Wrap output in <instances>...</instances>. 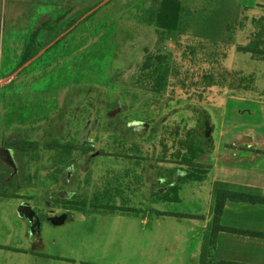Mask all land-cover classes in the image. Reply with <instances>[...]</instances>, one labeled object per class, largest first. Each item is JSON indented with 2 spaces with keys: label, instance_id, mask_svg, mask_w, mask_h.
<instances>
[{
  "label": "crops",
  "instance_id": "0c3cea01",
  "mask_svg": "<svg viewBox=\"0 0 264 264\" xmlns=\"http://www.w3.org/2000/svg\"><path fill=\"white\" fill-rule=\"evenodd\" d=\"M192 1L187 8L180 0L181 21L185 14L192 19L207 10L194 4L199 0ZM239 2L243 4L242 13L236 25L229 27L230 38L223 44H229L230 50L220 61L221 76L227 79L222 84L214 80L216 85L209 87L227 98L231 105H225L224 111L223 105L204 107L197 120L198 134L193 130L188 138L174 139L177 141L174 160H168L165 155L147 154L152 149L156 151L158 146L167 147L168 135H163L164 140L156 146L148 143V136L134 135L142 141L134 143L132 151L143 153L140 155H112L111 152L101 155L78 149L71 155L47 152L25 157L29 162L25 170V174L29 172L28 184L38 185L39 165L44 163L49 170L44 176V197L30 186L28 201L0 200L1 223L9 230L7 234L12 235L13 244L16 243L13 250L0 249L2 264H264L262 204H226L221 218L223 229L216 240L215 262L209 259L218 191L225 189L264 197V56L239 51V47L248 45L264 51V4L257 0L253 6L246 0ZM68 73L69 68L59 76L64 78L67 74L71 78ZM70 82L78 89L75 93L70 89L68 97L73 94L76 100H83V91L79 88L83 89L84 79L80 81L73 75ZM209 94L212 95L211 91ZM110 100L107 110L120 111L121 103ZM82 106L79 116L68 119L65 124V142L75 143L79 148L85 147L82 137L90 129L87 127L90 121L85 122L81 114ZM213 109L222 113L221 136L215 140L221 149L218 153L213 150L216 146L212 138L216 130ZM231 111L253 116L250 130L239 132L242 125H230ZM123 112L126 113L122 109L120 115ZM231 127H235L236 134L226 137ZM195 135L202 141L205 153L195 164L184 165L179 153L186 152L183 145L196 143L191 139ZM149 137L154 138L152 134ZM142 142L147 147L143 148ZM4 160L8 164L11 157L5 156ZM86 161L87 164L81 163ZM101 162H106V169L101 168ZM127 162L132 165L125 166L132 169H117L118 163ZM168 164L174 166L166 167ZM58 184L62 185L60 190H53L52 186ZM24 185L7 184L18 191L17 195ZM0 195L4 196V192ZM185 204L190 207L184 209ZM53 220L62 223L54 225Z\"/></svg>",
  "mask_w": 264,
  "mask_h": 264
},
{
  "label": "rangeland",
  "instance_id": "374dc122",
  "mask_svg": "<svg viewBox=\"0 0 264 264\" xmlns=\"http://www.w3.org/2000/svg\"><path fill=\"white\" fill-rule=\"evenodd\" d=\"M239 1L199 0L194 4L207 10L197 13L192 19L185 14L180 29L177 32H169L159 29L156 22L163 0H0V163L5 164L4 158L9 156V166L17 169L14 152L5 148L3 140L18 133L16 130L20 127L27 128L31 122L38 121L47 114L54 115L63 106L65 99L69 98L70 87L74 84L70 82L73 75L80 81L86 76L88 79L85 81L91 82L89 86L94 88L92 94L102 98H98L99 101L102 100L101 103L95 101V111L87 104L82 106V114L87 112L84 116L85 122L90 121L87 126L90 129L85 131L82 139L85 147H94L89 153L105 149L109 153L140 155L143 153L132 151V145L142 141L134 135L142 138L148 136V143H155L154 146L164 140L163 135H168L165 139L168 140L167 147L158 146L156 151L150 148V152L144 153L152 157L165 155L168 160L176 159L174 153L177 141L174 139L188 138V133L193 130L198 134L200 124L197 120L200 119L204 107L212 104L223 105L224 111L225 105H231H228L227 98L206 87L208 82L206 83L205 77L214 76L219 84L227 79L225 75L221 76L223 67L220 61L230 50L229 44H223L230 38L229 27L236 25L242 13L240 10L243 4ZM258 1L264 4V0ZM255 2L256 0H246L250 6ZM183 3L188 8L193 1L186 0L185 3L183 0ZM59 17L62 18V28L69 26L59 38L65 36V39L55 47L54 43L51 44L38 56L40 58L44 54L43 58L36 61L37 58L18 68L25 50V39L33 33L34 28L49 20L57 21ZM157 54H169L174 66L169 89L163 96L152 92L149 88L152 82L142 70L146 58ZM88 60L92 67L87 66L85 71L84 66ZM68 68L71 78L66 77L67 74L64 78L59 76ZM90 70L95 71L94 74ZM116 73H120L121 78L111 87L105 81L113 78ZM95 89L98 90L97 93ZM210 91L212 95L209 94ZM103 99L121 101V110L109 112L108 101L104 102ZM243 108L245 107L241 106V109ZM122 109L126 113L120 115ZM214 110L211 114L214 116L216 130L213 131L212 138L216 145L221 136L222 113L220 110ZM232 113L233 111L230 112V125H242L239 132L250 130L249 124L255 120L253 116L249 113ZM118 114L126 124L127 130L131 129L132 133L126 130V138L115 134L108 126L109 118H115ZM101 122L104 126L102 132H99ZM108 127L110 129H104ZM234 130L235 127H231L225 136L233 137L236 134ZM176 131L178 135L175 134ZM151 134L154 138L149 137ZM34 135L36 134H32ZM109 135L113 138L110 139ZM155 139L157 142H154ZM142 143L143 148L147 147L145 142ZM214 149L216 153L221 150L219 145L214 146ZM40 154L45 152L38 155ZM81 163L87 164V161ZM43 164L39 165L41 177L38 185L36 182L28 184L29 172H26L25 182L20 183L25 184L20 195H17L16 189L0 185V193L4 192V196L0 195V200L16 198L28 201L30 186L36 189L37 195L44 197V176L49 170ZM100 165L102 169L107 168L106 162H101ZM118 165L120 167L117 169H132L131 166H125L132 165L131 162ZM78 171L82 169L78 168ZM60 187L62 185L58 184L52 186V189L59 191ZM185 207L190 205H183L184 209ZM1 222L0 219V249L13 250L12 247L16 243L13 244L12 235L7 234L9 230H6V226ZM1 238L5 241H1ZM7 242L8 245L12 244L11 249L7 248ZM3 262L4 260L0 259V264Z\"/></svg>",
  "mask_w": 264,
  "mask_h": 264
},
{
  "label": "trees",
  "instance_id": "16d2710c",
  "mask_svg": "<svg viewBox=\"0 0 264 264\" xmlns=\"http://www.w3.org/2000/svg\"><path fill=\"white\" fill-rule=\"evenodd\" d=\"M181 12L182 5L180 0H163L162 5L157 14L156 22L158 28L169 32H177L181 26ZM61 20L62 18L59 17L57 21L49 20L42 23L39 27L34 28L33 33L25 39V50L18 64V68L36 59L51 44L54 43L53 46L55 47L65 39V36L61 39L59 38L64 33L63 31H66L69 26L62 28L60 26ZM1 48L2 42L0 40V54ZM239 51L251 53L253 54V56L256 57L264 56V51L257 49L251 45L239 47ZM43 56L44 54L36 61L43 58ZM88 62L89 60L84 66L85 71L87 66L92 67V65ZM173 67L174 66L172 58L169 54H157L156 56L150 55L146 58L142 70L147 74V77L152 82V86L149 87L152 89V92L161 95L167 91L170 83V78L174 70ZM89 69L90 68H88V70ZM90 71L93 72V74L95 72L93 70ZM120 78V73H116L113 78L106 79L105 82L106 84L112 87L119 81ZM87 79L88 78L85 76L84 81ZM205 80L206 83L208 82V86H206L207 88L216 85L214 83V76H206ZM86 83H84L83 85V88L88 86L86 90L79 88V90L83 91V100H81L80 98L76 100V98H74L72 94V96L67 99L70 100L65 102L63 106L54 115L49 116L47 114L38 121L31 122L30 126H28L27 128L20 127V129L16 130L18 133L14 134L15 136L13 135L12 137H8V139L3 140L5 148L11 149L14 152V157L17 164L16 171H18V173L14 172L15 169L10 167L8 164H0V184H8L9 186L14 187L20 185L21 182L24 183L25 180L23 178L25 176V170L28 164V161L25 160V157L30 154L36 155L43 152H55L60 153L61 155H71L75 150L80 149L76 146L75 143L65 142V139L67 138V136L65 135V124L68 123V119H74L76 118V116H79L78 112L82 105L87 104L89 105V107L91 106L93 110H96L97 102L95 101H99V99H102L101 96H98V99L94 96V94H92L94 92V88L91 85L89 86V84L92 83ZM73 86L74 85L72 84L70 88L72 93H75L77 92L78 88L76 87V85L75 87ZM95 91L96 93L98 92V90L96 89ZM104 100L108 101L107 99H103V101ZM110 101L116 102L114 100ZM101 102L102 100L99 101V103ZM107 103L109 104V102ZM86 114L87 112L82 115L85 116ZM109 119L110 120L108 126L113 129L114 133L119 134L120 136H124V138H126L127 129L124 128L125 123L119 117V115L115 119ZM37 123L38 126H36ZM103 126L104 124L102 123L100 125V131L103 130ZM109 127L104 129H110ZM19 131H22L23 133H20ZM42 131L43 135H41ZM127 131L129 132L130 130L128 129ZM32 134L36 135L32 136ZM37 134H40V136ZM108 137L110 139L113 138L112 135H109ZM191 139L196 141V143H192L191 145L188 144L186 146L183 145V148L186 149V152L179 153V156H181L182 158V164L184 165L195 164V160H197L200 156L205 153V147L199 137L195 135V137H191ZM93 148L94 147L88 146L81 148V150H83V152L85 153H89L90 151L94 150ZM100 153L101 155H110L109 151L105 149H102ZM112 155L115 154L112 153ZM228 202L264 205V197L225 189H220L218 191L215 206L214 232L209 258L212 262H215L214 252L216 247L217 235L223 229V227L221 226V218L224 214V209Z\"/></svg>",
  "mask_w": 264,
  "mask_h": 264
},
{
  "label": "water",
  "instance_id": "95a60500",
  "mask_svg": "<svg viewBox=\"0 0 264 264\" xmlns=\"http://www.w3.org/2000/svg\"><path fill=\"white\" fill-rule=\"evenodd\" d=\"M53 223H54V225H59V224H61L62 222H56V221H52Z\"/></svg>",
  "mask_w": 264,
  "mask_h": 264
}]
</instances>
